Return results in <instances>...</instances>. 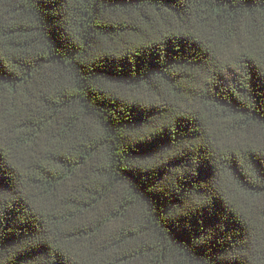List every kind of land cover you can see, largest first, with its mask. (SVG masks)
I'll list each match as a JSON object with an SVG mask.
<instances>
[{"label":"trees","instance_id":"1","mask_svg":"<svg viewBox=\"0 0 264 264\" xmlns=\"http://www.w3.org/2000/svg\"><path fill=\"white\" fill-rule=\"evenodd\" d=\"M0 264H264V0H0Z\"/></svg>","mask_w":264,"mask_h":264}]
</instances>
